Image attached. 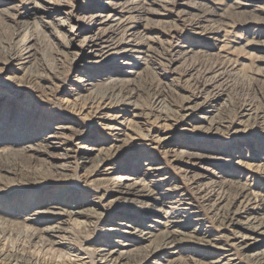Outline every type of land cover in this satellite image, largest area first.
Here are the masks:
<instances>
[{
    "label": "rangeland",
    "instance_id": "374dc122",
    "mask_svg": "<svg viewBox=\"0 0 264 264\" xmlns=\"http://www.w3.org/2000/svg\"><path fill=\"white\" fill-rule=\"evenodd\" d=\"M98 1L0 0V151H6L0 154V215L7 220L15 219L14 223L0 225V250L5 253L0 264H61L66 258L75 259L78 254L85 257V264H98L96 255L85 253L83 249L103 242L99 229L115 213L107 210L105 217L95 219L88 231L79 224H69L68 242L71 244L67 246L70 252L65 246H52L46 235L33 234L45 225V219L27 225V229L21 225V210L34 209L36 204L42 202L44 205L60 196L69 203L79 204L93 198L106 209L101 196H109L110 183L89 182L96 177H90L86 171L98 151H94L90 161L83 165L79 163V156H75L63 166L65 168L59 169L55 155L62 150L50 149L49 153L33 157L11 152L14 148L6 144V140L14 138L27 141L46 125L61 124L70 126L64 130V137L73 145L95 143L96 148L113 145L107 129L95 124L99 121L89 116L87 104L76 101L73 95L78 76L73 69L88 49L77 46V55H66L64 33L57 25L61 21L73 25L77 17L84 18L83 25H88L94 9L99 8ZM125 1L127 4L121 8L129 20L112 21L93 30L99 34L102 31L101 34L115 41L122 38L126 29L123 27L136 25L133 31H140V36L134 42L150 46L149 54L140 60L139 76L132 81L120 80L106 86L116 90L118 100L132 94L137 103L134 111L124 106L108 111V115L121 116L119 121L124 123L119 128L125 134L119 138L132 137L137 145L132 154H120V162L126 164L125 170L139 168V176L147 171L135 161H156L164 166L163 173L175 176L176 183L184 186L183 195L179 193L175 199L188 200L199 210L200 223L193 219L185 224L188 227L201 224L203 230L220 237L222 246L229 245L226 232L219 230L209 208L211 202H200L189 181L205 173L202 185L223 194L224 203L234 208L244 196L252 193L264 204V0ZM125 1L109 0L107 5ZM58 4L65 5L70 14H56ZM45 6L50 8V13H42L41 8ZM28 38H33L29 44L26 43ZM178 45H185L186 51L179 50L182 48ZM28 50V63L20 68L14 58H24ZM219 96L223 100L216 106L215 124L203 123L200 115L187 116L183 106L188 99L196 98L195 101L200 102ZM243 109L252 113L248 121ZM190 153L200 157L193 161L194 165L188 157H183ZM175 155L179 159L182 157L183 163L174 160ZM186 169L189 170L187 174L182 172ZM240 188L245 192L239 195ZM6 197L15 199L16 203L5 205L3 199ZM188 248L190 252H184L182 259L189 260V264L208 263L197 256L201 251L215 253L214 257L219 255L211 246L189 245ZM235 252L234 257L241 264H252L237 250Z\"/></svg>",
    "mask_w": 264,
    "mask_h": 264
},
{
    "label": "bare ground",
    "instance_id": "6f19581e",
    "mask_svg": "<svg viewBox=\"0 0 264 264\" xmlns=\"http://www.w3.org/2000/svg\"><path fill=\"white\" fill-rule=\"evenodd\" d=\"M108 1H98L99 8L94 9L91 16V23L88 25H83L82 19L84 18H78V15L76 16L77 21L73 25L64 23V21H61L57 25L64 33L66 55L73 57L77 55V52H75L77 46H83L88 49L84 57L79 60L73 69V73H78L75 80L77 88L73 90V95L76 101L82 100L84 104L88 105L86 107L90 109V113L88 112L89 116L93 117L95 122L99 121V123L97 122L95 124L103 125L102 127L107 129V134L111 137L113 145L104 147L101 144L103 147L100 148H96L95 143L81 146L73 145L72 143L66 142L64 137V130L70 128V126L61 124L56 127H53L51 124L46 125L37 136L32 135L27 141L21 142L18 138L6 140V144L14 148L11 152H20L21 154H27L29 156L37 155L38 153H49L50 149L62 150V152L60 151L61 153L55 155L59 161L56 167L59 169L66 166L69 160L75 158V156H79V163L83 165L90 161L89 159L92 157L91 155H93L92 153L94 151H98V154L95 153L96 155L93 156L92 164L86 171L89 172L90 177H96L89 182H98L99 185L101 182L110 183L111 190L109 196L107 197L105 194L102 195L100 193L102 195L101 197L104 198L103 205L106 209L98 205L91 197V199L87 198L90 200H87L85 204H79L76 202L69 203L66 198L60 196L47 204L42 205V202L36 204L34 209L28 210L26 208L27 210H21L23 212L22 227L27 229V225L45 219V225L41 229L33 231V234L35 236L37 234L46 235L52 246H65L68 252H70L71 249L67 246L70 243L68 242V238L71 233L69 224H79L85 231H88L94 220L98 217H105L106 211L108 210L107 212L111 214L115 213V216L111 219L107 218L108 220L105 221L104 225H100L99 232L103 242L96 243L92 247L86 246L83 249L85 253H93L96 255L98 264H189V260L186 262L182 259L184 252L190 250L188 248L189 245L211 246L216 249V253L219 254L216 257H214L215 253L198 252L197 256L206 259V261L208 260L207 264H241L234 257L237 254L235 250L247 260H250L252 264H264V215H262L264 204L259 203L257 194L252 193L249 197L244 196L239 206L234 208L233 205L224 203L226 199L223 194L215 192L214 188L207 189L202 185V182L206 179L205 173L195 175L192 177V180H188L190 187L195 190V194L201 199L200 202H211L209 208L211 207L210 210L218 222V228L220 231L224 229L230 241L229 245L222 246L220 237L203 230L201 224L196 227H188L185 224L187 220L195 219L197 222L201 221L198 216L199 210H197V207H192L188 200L175 199L174 196L181 193L184 186L176 183L175 176L173 177L168 173H163L164 166H161L156 161H144L142 163L135 161V164L144 165L148 172L139 176V168L136 170L134 168L132 170H125L124 167L126 164L120 162V154L123 152L132 154L133 148L137 145L133 142L135 139L127 135L126 139L119 138V135L125 134L123 129L119 128L124 123H121V120L119 121L121 116L108 115V111L118 106H124V108L127 107V110L133 109L134 111L137 103L132 99V94L118 100L119 94L115 93L116 90L114 91L113 88L110 90L106 86L120 80L132 81L139 76L141 74L139 71L140 60H143L149 54L150 46L140 45L134 42L136 37L138 35L140 36V31L134 32L133 30L136 25L131 26L130 24L132 23H129L130 26L123 27L126 29L122 38L115 41L111 40L112 37L110 38L106 34H101L102 31H100V34L93 31L112 21L114 23H122L129 18L124 16L123 9L121 8L122 5L127 4L125 0V2H116L113 6L107 5ZM46 6L43 8L40 7L43 11L42 13H50V8ZM67 9L65 5H60L57 8L56 14L59 16H68L70 13ZM144 17L146 18V16ZM57 33H59L58 35L61 34L60 31H57ZM32 40L33 38H28L26 43L29 44ZM79 43L80 46L78 45ZM179 46L181 45L177 47ZM185 47L183 45L181 46L182 49L179 50L186 51L187 48ZM29 53L30 50L24 54L25 56L23 55L24 58L15 57V64L19 67L21 66L20 68L27 65V54ZM195 100L197 99L193 98L185 101L183 107L188 112L187 116L193 114L200 115L199 119L203 123L215 124L214 114L218 111V107L216 108V106L219 104V101L223 100L221 96L209 101L204 100L198 102ZM86 107L85 110L87 109ZM243 110V116H246V120L248 121L252 117V113L248 109ZM49 130L51 131L49 132ZM114 131L116 132L114 133ZM47 133L49 134L47 135ZM47 139L54 140L51 142ZM39 141L44 142V144H38ZM117 142H121L120 145H115ZM3 153H6V151H0L1 155ZM183 157H188V160L191 161L190 164L193 165V161L200 158L196 153L186 154ZM173 158L183 163V160H181L182 157L179 159L175 155ZM257 158L255 160L259 162L260 159ZM248 164L247 166H249ZM188 171L186 169V171L183 170L182 172L187 174ZM157 188H160L162 191L158 192ZM242 192H245L244 188H240L239 195ZM3 203L5 205L14 204L16 200L6 197L3 199ZM79 218L82 220L78 221ZM8 219L10 218L8 217ZM11 219H4L0 215V225L14 223L15 219ZM90 242L93 243V241ZM4 256L5 253L0 250V258L4 259ZM75 257L72 260L70 258H66L64 261L61 260V264H85V257L81 254ZM57 263L55 262V264Z\"/></svg>",
    "mask_w": 264,
    "mask_h": 264
}]
</instances>
